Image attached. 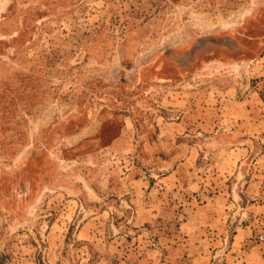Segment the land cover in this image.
Returning a JSON list of instances; mask_svg holds the SVG:
<instances>
[{
    "label": "rangeland",
    "instance_id": "rangeland-1",
    "mask_svg": "<svg viewBox=\"0 0 264 264\" xmlns=\"http://www.w3.org/2000/svg\"><path fill=\"white\" fill-rule=\"evenodd\" d=\"M0 264H264V0H0Z\"/></svg>",
    "mask_w": 264,
    "mask_h": 264
}]
</instances>
